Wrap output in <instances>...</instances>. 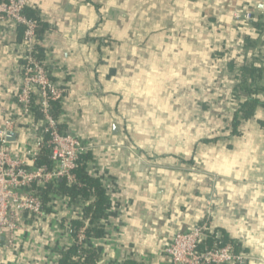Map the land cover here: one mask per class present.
Instances as JSON below:
<instances>
[{"label":"crops","instance_id":"1","mask_svg":"<svg viewBox=\"0 0 264 264\" xmlns=\"http://www.w3.org/2000/svg\"><path fill=\"white\" fill-rule=\"evenodd\" d=\"M49 25L45 65L63 89L58 125L90 147L87 173L111 201L102 264H172L175 234L208 223L243 264H264V106L235 128L249 95L235 94L264 35L235 14L264 18V0H29ZM112 10L120 12L116 17ZM257 44L247 47L246 39ZM19 30L0 22L1 122L16 121L15 152L32 148L34 116L16 102ZM236 69L231 71L229 63ZM264 87V74L261 79ZM264 102V93L257 96ZM90 201L57 195L23 220L0 264H58L72 221ZM8 236H6V241Z\"/></svg>","mask_w":264,"mask_h":264},{"label":"built area","instance_id":"2","mask_svg":"<svg viewBox=\"0 0 264 264\" xmlns=\"http://www.w3.org/2000/svg\"><path fill=\"white\" fill-rule=\"evenodd\" d=\"M28 7L29 0H0V22L18 30L20 26L26 27L20 58L24 64L20 63L17 67L21 87L16 102L24 116H34L33 106L43 115L41 123L36 126L32 148L26 153L15 152L9 147V137L16 121L6 119L1 122L3 110L0 95V255L4 248L14 242L17 232L24 229L25 217L44 214L45 204L37 189L56 190L59 188V180L72 185L82 156L90 150L74 133L62 131L58 121L52 117L53 103L62 105L64 91L52 79L45 62L34 57L35 46L44 47L45 39H37L35 21L25 15ZM235 17L246 22L254 20L253 14L248 11L242 16L235 14ZM45 147L50 150L51 164L36 166L35 161ZM19 190H25L26 194H20ZM57 195L51 193L50 200ZM69 232L72 236L71 226ZM6 236L9 237L7 241ZM212 236L208 223L179 232L166 248V254L172 264H243L247 260V255L238 252L233 243L220 244L213 241L212 247L203 250L201 246ZM90 240L85 237L82 229L79 243L90 248L87 246Z\"/></svg>","mask_w":264,"mask_h":264},{"label":"trees","instance_id":"3","mask_svg":"<svg viewBox=\"0 0 264 264\" xmlns=\"http://www.w3.org/2000/svg\"><path fill=\"white\" fill-rule=\"evenodd\" d=\"M27 18L32 19L36 23V36L38 40H43L45 34L49 30V25L42 20L40 13L28 7L25 10ZM255 29L264 35V18H259L258 21H252ZM26 27H19V34L21 40L25 34ZM264 41V39H263ZM247 47H253L257 44L254 39L247 38ZM34 57L40 61H45V48L41 45H36L34 49ZM24 64V62H20ZM229 69L234 71L236 69L234 61L229 63ZM264 74V57L262 52L251 54L246 56L245 64L239 68L238 74L236 75L239 80V87L235 94H247L249 99L241 102L237 108L233 120V126L236 128L242 120L248 119L254 114V111L258 105H263L257 97L264 93V87L261 85V79ZM61 104L53 103L52 106V117L58 120L61 112ZM34 111V117L36 119H43L42 113L36 108L32 107ZM90 153H86L82 156L81 163L75 171V181L72 185L67 184L65 180H59V188L56 190L38 188L39 194L45 204V211H49L50 194L55 193L58 195H65L71 199H81L84 201H90L83 210V218L80 220H74L71 223L72 228V245L65 251L60 252V260L58 264H99L100 254L94 248H85L79 243V234L84 229V235L89 239H99L105 235V227L103 221L108 218V212L111 209V201L106 193L103 182L96 177H93L87 173V162L90 158ZM51 164L50 150L43 148L39 153L35 165L36 166H49ZM20 194H26L25 190H19ZM216 238L212 236L205 245L201 248H210L213 245V241ZM233 243V242H232ZM239 251L240 246L237 243H233ZM120 264H138L135 261H125Z\"/></svg>","mask_w":264,"mask_h":264},{"label":"water","instance_id":"4","mask_svg":"<svg viewBox=\"0 0 264 264\" xmlns=\"http://www.w3.org/2000/svg\"><path fill=\"white\" fill-rule=\"evenodd\" d=\"M120 12H118L117 10H112V15L114 17H116ZM14 133H10V137H9V141H14ZM99 264H102V262H99Z\"/></svg>","mask_w":264,"mask_h":264}]
</instances>
